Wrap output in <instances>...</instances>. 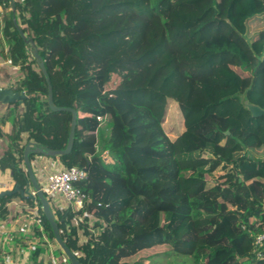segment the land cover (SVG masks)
I'll return each mask as SVG.
<instances>
[{"label":"trees","instance_id":"trees-1","mask_svg":"<svg viewBox=\"0 0 264 264\" xmlns=\"http://www.w3.org/2000/svg\"><path fill=\"white\" fill-rule=\"evenodd\" d=\"M13 2L14 12L0 0V42L23 73L16 91L26 98L0 170L24 188L26 143L64 150L71 125L70 112L50 110L21 30L42 59L54 105L77 112L72 149L53 160L86 170L78 187L104 224L82 245L69 211H53L79 263L148 264L173 253L191 264H264V245H253L264 233V117L245 105L264 110V0ZM183 38L194 72L181 68ZM169 104L173 138L163 128ZM12 114L0 118V138ZM14 200L32 205L19 194L0 198V224Z\"/></svg>","mask_w":264,"mask_h":264},{"label":"built area","instance_id":"built-area-1","mask_svg":"<svg viewBox=\"0 0 264 264\" xmlns=\"http://www.w3.org/2000/svg\"><path fill=\"white\" fill-rule=\"evenodd\" d=\"M101 121V118H97ZM102 156L105 158L107 153ZM87 179L85 169L63 166L48 173L40 187L47 199L61 198L71 216L68 228L77 231L80 244L96 240L104 224L95 216V209L88 210L90 198L78 187ZM15 211L11 220L0 224V264H70L67 257L59 253V247L45 233L41 218V207L35 200L32 205L12 203ZM253 245H264V233L258 235ZM76 258L77 254L72 253Z\"/></svg>","mask_w":264,"mask_h":264},{"label":"water","instance_id":"water-1","mask_svg":"<svg viewBox=\"0 0 264 264\" xmlns=\"http://www.w3.org/2000/svg\"><path fill=\"white\" fill-rule=\"evenodd\" d=\"M11 9L15 11V5L13 0H9ZM16 23V22H15ZM20 36L28 46L27 52L28 54L35 60L37 66L40 68L41 72L46 78L47 86H48V95H47V103L51 111L58 112V111H67L71 113V125L70 131L68 135L67 145L64 150L60 151H52V150H44L40 145L35 143L34 141H28L23 150V164L25 167V188H21L20 184H15L12 190H5L0 192V198L4 196H13L19 194L20 198L23 200H30V201H37L40 203L41 212L45 217L46 221L48 222L51 232L53 235V239L55 243L58 245L59 249L62 253L67 257L70 264H80L78 259L72 254V252L67 248L64 244L59 228H58V221L55 217V214L49 204L48 199L43 194L39 183L33 173L30 157L34 155L44 156L47 158H57L58 156H65L70 153L73 143H74V131L76 127V120H77V112L73 108H60L54 105L53 103V95H52V87L50 85L47 72L45 70L44 64L42 59L38 53V50L34 44V42L30 38H26L21 30H19ZM26 98L24 92H15L11 88H2L0 89V104L2 105H13L18 103L19 105L22 104L23 100ZM247 109L250 111L252 117H264V110L259 108L258 106L245 104ZM32 191L31 192V189Z\"/></svg>","mask_w":264,"mask_h":264},{"label":"crops","instance_id":"crops-1","mask_svg":"<svg viewBox=\"0 0 264 264\" xmlns=\"http://www.w3.org/2000/svg\"><path fill=\"white\" fill-rule=\"evenodd\" d=\"M7 11L0 8V23L2 24L6 19ZM23 77V73L19 69L18 66L12 65L10 60L7 58V45L4 41L0 42V89L2 88H11L15 92L18 88V83ZM12 112L13 114L8 118L4 119V124L1 127V132L3 136L0 138V159L3 157L4 153L8 148V135L12 129V119L15 116V113H20L22 111V106L19 105L17 111L13 110V105H2L0 104V118H4V116L8 112ZM31 166L33 173L39 183L40 187L45 182V177L48 173L59 170L62 165L57 160H53V158H47L44 156L34 155L33 160H31ZM22 167L25 171V167L22 164ZM45 172V174H43ZM43 183V184H42ZM15 186V183L12 179L11 172L9 170L2 171L0 170V192L5 190H12ZM25 188V187H24ZM31 192L32 188L30 189ZM61 199V198H59ZM62 200V199H61ZM20 202V201H12L7 205L9 210V215L5 221L11 220V214L15 211L12 203ZM66 207L65 202L62 200V204H57L56 202L52 205V210H62Z\"/></svg>","mask_w":264,"mask_h":264},{"label":"rangeland","instance_id":"rangeland-1","mask_svg":"<svg viewBox=\"0 0 264 264\" xmlns=\"http://www.w3.org/2000/svg\"><path fill=\"white\" fill-rule=\"evenodd\" d=\"M189 48H190V45L187 44V39L183 38L180 49L178 51V56L181 62V68L183 70L194 72L195 71L194 68L184 62V57ZM167 109H168V112H167V115L165 116L163 128L166 134L170 138H173L177 132V128L175 124L176 123L175 117H174L175 113L173 111L174 109H173L172 104H169V107H167ZM105 159H107V157H105ZM43 174H45V172ZM55 202L60 205L62 204V200L59 198L51 199L52 205ZM189 259L190 258L188 257L177 256V255H174L173 253H170L169 255L166 254V255L156 256L152 258L151 260H149L148 264H191V261H190L191 259L190 260Z\"/></svg>","mask_w":264,"mask_h":264}]
</instances>
